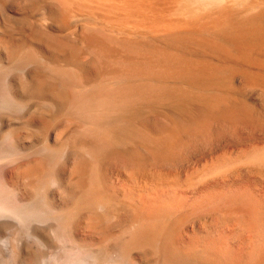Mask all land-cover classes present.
Segmentation results:
<instances>
[{"label": "bare ground", "instance_id": "bare-ground-1", "mask_svg": "<svg viewBox=\"0 0 264 264\" xmlns=\"http://www.w3.org/2000/svg\"><path fill=\"white\" fill-rule=\"evenodd\" d=\"M236 77L264 100V0H0V239L62 257L57 226L86 264H264V142L182 168L256 120L223 94ZM26 246L12 264H37Z\"/></svg>", "mask_w": 264, "mask_h": 264}, {"label": "rangeland", "instance_id": "rangeland-1", "mask_svg": "<svg viewBox=\"0 0 264 264\" xmlns=\"http://www.w3.org/2000/svg\"><path fill=\"white\" fill-rule=\"evenodd\" d=\"M231 2H228V3H231ZM232 6H234V7H232ZM232 6L231 7L234 10L237 9V11L239 10L240 12H242L243 10L244 11L248 10V8L246 7L245 4H244L245 7L243 6V4L242 5H239V4L236 5L235 4V5H232ZM235 6H237V7H235ZM241 16H242V13H239V17H241ZM200 53L203 54L204 56L206 55L211 60H217V63L222 61V58L219 57L218 55L214 54V53L212 54L211 52H209L210 53L209 54L207 51H202ZM206 53L209 54V55H207ZM210 55L212 56V58H211ZM217 57L221 58V59H219L221 61H219ZM214 62H216V61H214ZM242 65L238 63V66L239 67L241 66V68H243L244 66L247 68V66H248L247 64L245 65V63H242ZM249 67L250 66H248V68ZM242 72L246 73L247 71L246 70H243V71L241 70V73ZM235 73H237L238 76L240 75V71H238V72L236 71ZM230 83H232V84L229 85V89L227 90V92L224 91L223 94L225 93L226 97L228 96L227 98H230V95H231L230 99H233V100H236L237 98L239 99V101L240 100H247V103L250 102V100H249L250 97L249 96H251L252 100H254V101L256 100L255 102L257 103V106H256V104L255 105L254 104H248V108L250 110L252 108L251 111H254L255 113H258V115H256V120L254 122H252V121H249V120L247 121V119H245V121H244V118H243V120L242 121L240 120V122L238 121V122H235V123H227V124H229V126L226 125V124H225L226 127L222 125L225 128V130H224V128H222V126H215L213 128V130L211 131L212 133H209V135H210L209 139H208L209 144L207 145V147H209V148L206 147V148H203V149H197L196 150L197 153H196V151H194L192 153V155H191L192 158L191 157L188 158L187 161L185 162V164L182 166V168H184L185 170H189L190 168L192 169V168L196 167L198 165V163H201V160L204 158V154H206L207 152H223L225 150L234 148L238 144L245 145L246 142H248L249 144H259V143H263L264 142V126H263L264 125V100L259 96V94H252L251 91H250V88L249 87L247 88L246 84L244 83V80L241 77H236ZM230 86L234 87V88H231ZM228 92H230V93H228ZM236 95H237V97H236ZM244 98H247V99H244ZM198 102L201 103V104L203 103V102L197 100V101H195L193 103L194 105L192 107L198 109L199 106L203 105V104L202 105H200V104L198 105ZM228 105L229 104H227L225 106L223 105L221 108H223V109L227 108V107H229ZM204 113L206 114L207 112H204ZM232 126H233V129L230 128ZM229 128L232 129V130H230ZM256 129H257V131H256ZM251 142H253V143H251ZM211 148H213V149H211ZM200 152H201V154H200ZM191 162H192V165H191Z\"/></svg>", "mask_w": 264, "mask_h": 264}, {"label": "clouds", "instance_id": "clouds-1", "mask_svg": "<svg viewBox=\"0 0 264 264\" xmlns=\"http://www.w3.org/2000/svg\"><path fill=\"white\" fill-rule=\"evenodd\" d=\"M3 160H0V163H3ZM5 219L3 215H0V220ZM47 235L54 241L55 244L60 246V252L63 253V256L57 255L56 253H50L47 256H44L42 253L46 250L47 246L45 243L38 237L32 235H23L16 234L12 238V234L6 230V239H0V248H3L5 251H8V256L5 257L3 253H0V264H12L14 259V253L19 252L22 247H24L25 242L27 246L25 251L33 252L37 255V264H86V261L83 258V254L77 248H69L68 245L78 244L75 241L74 237L68 233L58 231V227H50ZM39 241L35 243L34 241ZM105 264H125L123 258H108L105 261Z\"/></svg>", "mask_w": 264, "mask_h": 264}]
</instances>
